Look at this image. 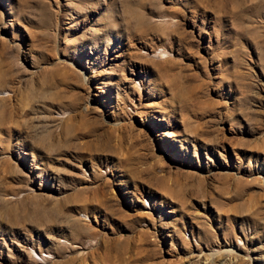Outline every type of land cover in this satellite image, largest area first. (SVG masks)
<instances>
[{
    "label": "rangeland",
    "instance_id": "rangeland-1",
    "mask_svg": "<svg viewBox=\"0 0 264 264\" xmlns=\"http://www.w3.org/2000/svg\"><path fill=\"white\" fill-rule=\"evenodd\" d=\"M0 264H264V0H0Z\"/></svg>",
    "mask_w": 264,
    "mask_h": 264
},
{
    "label": "bare ground",
    "instance_id": "bare-ground-1",
    "mask_svg": "<svg viewBox=\"0 0 264 264\" xmlns=\"http://www.w3.org/2000/svg\"><path fill=\"white\" fill-rule=\"evenodd\" d=\"M226 2V1H225ZM228 2V1H227ZM223 4V3H222ZM227 4V3H226ZM220 6V5H219Z\"/></svg>",
    "mask_w": 264,
    "mask_h": 264
}]
</instances>
